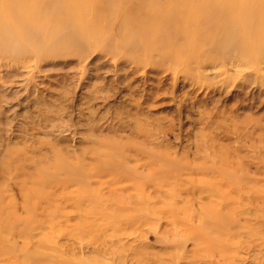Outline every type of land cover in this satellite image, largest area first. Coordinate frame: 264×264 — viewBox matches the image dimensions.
Listing matches in <instances>:
<instances>
[{"label": "rangeland", "instance_id": "obj_1", "mask_svg": "<svg viewBox=\"0 0 264 264\" xmlns=\"http://www.w3.org/2000/svg\"><path fill=\"white\" fill-rule=\"evenodd\" d=\"M0 264H264V0H0Z\"/></svg>", "mask_w": 264, "mask_h": 264}, {"label": "bare ground", "instance_id": "obj_2", "mask_svg": "<svg viewBox=\"0 0 264 264\" xmlns=\"http://www.w3.org/2000/svg\"><path fill=\"white\" fill-rule=\"evenodd\" d=\"M262 2H263V1H262ZM215 18H217V19H218V18H221V14H217V15L215 16ZM217 19H216V20H217ZM154 23H155V22H154ZM155 24H156V23H155Z\"/></svg>", "mask_w": 264, "mask_h": 264}]
</instances>
